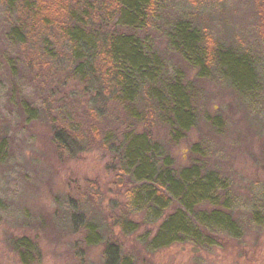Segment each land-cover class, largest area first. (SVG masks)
Segmentation results:
<instances>
[{
	"label": "rangeland",
	"instance_id": "rangeland-1",
	"mask_svg": "<svg viewBox=\"0 0 264 264\" xmlns=\"http://www.w3.org/2000/svg\"><path fill=\"white\" fill-rule=\"evenodd\" d=\"M161 4L150 34L155 47L166 53L170 75L182 68L189 79L197 76L178 53L166 51V31L180 17L193 19L216 42L246 52L256 66L258 86L251 94H240L216 72L197 79L200 117L184 138L173 140L165 120L154 117L153 139L176 164L190 163L196 145L218 186L207 191L196 185L195 221L184 215L181 236L167 246H151L164 218L128 193L126 185L116 183L113 165L118 160L102 147L101 139L76 158L61 160L50 143L44 117L28 123V110L32 104L39 107L47 91H53L48 106L76 120L87 107V97L79 83L65 81L71 67L66 50L58 46L55 57L60 59L46 75L48 84L40 85L25 62L23 47L9 38L13 17L0 4V264H104L109 214L122 212L123 204L130 206L139 229L124 235L119 226L111 228L125 251L142 264H264V37L257 0H162ZM136 106L142 110L145 99ZM123 107L114 100L100 103V138L108 136L111 149L121 140L141 139L145 130ZM214 116L224 122L220 130L208 122ZM69 202L85 212L83 224L99 223L101 241L86 244L88 227H73ZM225 221L235 229H227ZM24 240L35 248L26 262L14 248Z\"/></svg>",
	"mask_w": 264,
	"mask_h": 264
},
{
	"label": "trees",
	"instance_id": "trees-1",
	"mask_svg": "<svg viewBox=\"0 0 264 264\" xmlns=\"http://www.w3.org/2000/svg\"><path fill=\"white\" fill-rule=\"evenodd\" d=\"M161 2L0 0L4 10L13 17L9 38L23 47L27 54L25 62L34 78L40 80V85L48 84L46 75L51 74L53 64L60 59L55 57V53L59 54L58 46L66 50L71 67L65 81L79 83L82 94L87 97V107L78 116L76 114V120L66 114L62 116L48 106L53 91H47L42 104L39 107L32 104L28 110V123H37L40 117H44L50 143L61 160L76 158L79 152L89 149L88 146L91 148L101 139L102 147L118 160L119 164L113 165L116 183L126 185L128 193L135 195L137 200L143 199L144 205L147 204L155 216L164 218L150 240L154 248L167 246L181 236L184 215L193 217L192 220L196 217L193 203L196 185L204 186L207 191L218 186L214 183L216 175L213 177V171L206 169L196 145H193L195 156L190 163L183 167L176 164L169 151L153 139L154 117H162L173 140L178 141L193 130L200 117L197 79L216 72L242 95L255 92L258 86L256 66L246 52L216 42L207 29L199 28L193 19L185 17L177 18L166 31V51L167 54L178 53L197 70V76L189 79L182 68L170 75L166 53L155 47L150 34L158 23ZM257 5L260 34L264 37V0H257ZM59 82L63 83L62 78ZM140 99H145L146 103L142 110L136 106ZM108 100L124 106L129 115L142 122L145 130L141 139L121 140L118 147L111 149L108 136L100 138V103ZM208 122L216 130H220L224 123L217 116L209 118ZM137 206L140 207L139 202ZM68 207L73 227L80 229L86 224H83L85 212L71 202ZM121 207L122 212L109 214L111 222L106 231L104 264H142L138 256L125 251L112 231L111 227L119 226L124 235H129L139 229L130 206L123 204ZM98 224L90 221L85 225L89 230L85 238L87 245L101 241ZM225 224L227 229H235H231L232 224L227 221ZM163 235H166L165 240ZM208 235L212 237L211 233ZM14 248L24 262L30 261L35 250L25 240L14 243Z\"/></svg>",
	"mask_w": 264,
	"mask_h": 264
}]
</instances>
